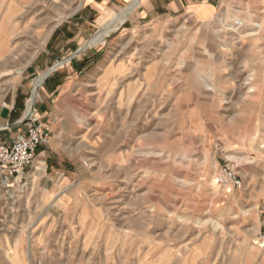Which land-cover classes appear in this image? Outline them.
<instances>
[{
    "label": "rangeland",
    "instance_id": "1",
    "mask_svg": "<svg viewBox=\"0 0 264 264\" xmlns=\"http://www.w3.org/2000/svg\"><path fill=\"white\" fill-rule=\"evenodd\" d=\"M134 1L68 50L84 0H0V112L25 118L42 76L91 57L50 101L41 171L0 175V264H264V0L206 24L138 8L90 47Z\"/></svg>",
    "mask_w": 264,
    "mask_h": 264
},
{
    "label": "crops",
    "instance_id": "2",
    "mask_svg": "<svg viewBox=\"0 0 264 264\" xmlns=\"http://www.w3.org/2000/svg\"><path fill=\"white\" fill-rule=\"evenodd\" d=\"M134 0H84L81 9L76 13V18L74 21L66 22L67 25L62 29H59L55 38V46H51L59 49L63 43H66L68 50L77 49L81 46L82 40L86 38L89 33L93 32V29H97L100 25L114 16L118 9L128 6ZM241 1V0H240ZM239 1V2H240ZM202 2V0H142L139 5V12L135 15L136 19L139 21L154 22L158 19H173L178 16H189L192 17L198 23L206 24L211 22L223 0H207L208 8L210 13L205 15H193L190 10L191 7L197 3ZM245 3V2H244ZM132 16V15H131ZM72 28H76L73 30ZM71 57V56H70ZM85 57V56H84ZM91 57H86L85 59H75L71 58L70 65L64 69V71L54 72L46 80L41 89L35 107L38 110L37 118L42 124L49 126V120L47 116L50 111V101L53 97L62 91V87L68 79H71L72 74L82 73L86 69L88 64L91 63ZM8 111L0 112V123L5 121L13 122L12 130L18 129L14 134L20 131L18 123L24 120L21 118L17 121L19 116H16L15 101L7 106ZM15 109V112L13 110ZM14 134H4L6 139H9ZM47 148H40L38 150V157L40 159H46L44 154H46ZM41 163V162H40Z\"/></svg>",
    "mask_w": 264,
    "mask_h": 264
},
{
    "label": "built area",
    "instance_id": "3",
    "mask_svg": "<svg viewBox=\"0 0 264 264\" xmlns=\"http://www.w3.org/2000/svg\"><path fill=\"white\" fill-rule=\"evenodd\" d=\"M237 25V23H235ZM241 28L245 26L243 21ZM259 26L256 25V28ZM33 113L26 116L18 123L20 131L9 139H6L3 132H11L12 126L6 124L0 128V175L1 180H5L8 185L12 181H22L26 178L31 169H35L39 163L38 150L47 148L51 143L52 131L48 125L42 124L37 118L38 110L33 105ZM43 162V161H42ZM45 171L46 163L43 162ZM237 168L234 166H224L221 168L218 183L220 185H233L242 189L243 184L237 175ZM264 241V235L261 238Z\"/></svg>",
    "mask_w": 264,
    "mask_h": 264
},
{
    "label": "bare ground",
    "instance_id": "4",
    "mask_svg": "<svg viewBox=\"0 0 264 264\" xmlns=\"http://www.w3.org/2000/svg\"><path fill=\"white\" fill-rule=\"evenodd\" d=\"M141 2H142V0H135L134 1V3H133V5L125 12V14L124 15H121V16H119L117 19H114L111 23H109V26H107V28H105L104 30H102L101 32H99L98 34H97V36L95 37V38H93V42L92 43H90V47L91 46H93L94 44H98L100 41H102V39L104 38V37H106L108 34H109V32L110 31H112V30H115V29H117L118 27H120L121 25H123L124 24V22H125V20L128 18V17H130L133 13H134V11H136L140 6V4H141ZM243 22V20L242 19H240V20H237L236 21V23H237V25L235 24L233 27H232V30H234V32H237V31H239V28H238V26L239 27H241L240 26V24ZM257 27H262V25H260L259 24V26H257ZM241 30V29H240ZM254 34V33H253ZM253 34H248V35H246V36H251V35H253ZM57 67H59V66H57ZM48 75V73L47 74H45L44 76H42L41 77V79L38 81V82H36L35 83V85L33 86L34 87V94H33V96H32V98L29 100V103H28V111H27V113L25 114L26 116H29L30 114H32L33 113V104H34V102H35V100H36V97H37V95H38V90H39V88L41 87V85L43 84V82H44V80H45V77ZM1 128V127H0ZM40 165V164H39ZM41 166V165H40ZM43 169V168H42ZM36 171H41V167H37L36 166ZM2 184L5 186V188H12L13 187V185H8V183L5 181V180H2Z\"/></svg>",
    "mask_w": 264,
    "mask_h": 264
},
{
    "label": "clouds",
    "instance_id": "5",
    "mask_svg": "<svg viewBox=\"0 0 264 264\" xmlns=\"http://www.w3.org/2000/svg\"><path fill=\"white\" fill-rule=\"evenodd\" d=\"M193 15H205L210 13V9L208 8L207 0H202V2L193 5L190 9Z\"/></svg>",
    "mask_w": 264,
    "mask_h": 264
}]
</instances>
